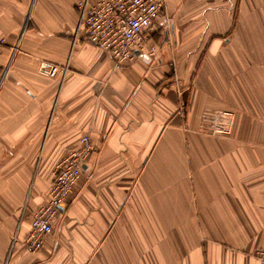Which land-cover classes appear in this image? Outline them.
I'll return each instance as SVG.
<instances>
[{
  "label": "crops",
  "instance_id": "crops-1",
  "mask_svg": "<svg viewBox=\"0 0 264 264\" xmlns=\"http://www.w3.org/2000/svg\"><path fill=\"white\" fill-rule=\"evenodd\" d=\"M75 4L0 0V264H259L264 0H165L155 54L117 70L77 34ZM84 135L96 151L26 252Z\"/></svg>",
  "mask_w": 264,
  "mask_h": 264
},
{
  "label": "built area",
  "instance_id": "built-area-1",
  "mask_svg": "<svg viewBox=\"0 0 264 264\" xmlns=\"http://www.w3.org/2000/svg\"><path fill=\"white\" fill-rule=\"evenodd\" d=\"M164 4L165 0H76L77 34L106 52L113 61V68L120 69L132 60L134 52L145 50L148 56L155 54V47H146L144 39L158 31ZM4 46L5 40L0 38V51ZM12 49H17V43ZM37 70L44 76L53 77L65 72L66 67L39 61ZM80 143L78 150L69 153L54 168L48 200L32 214L23 241L26 252H37L51 234L54 217L81 176L88 156L96 151L88 136H82ZM253 256L259 264H264V246L255 250Z\"/></svg>",
  "mask_w": 264,
  "mask_h": 264
},
{
  "label": "bare ground",
  "instance_id": "bare-ground-1",
  "mask_svg": "<svg viewBox=\"0 0 264 264\" xmlns=\"http://www.w3.org/2000/svg\"><path fill=\"white\" fill-rule=\"evenodd\" d=\"M32 254V253H31Z\"/></svg>",
  "mask_w": 264,
  "mask_h": 264
}]
</instances>
